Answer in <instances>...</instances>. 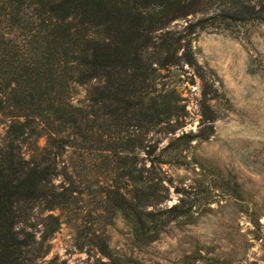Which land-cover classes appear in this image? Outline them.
Instances as JSON below:
<instances>
[{"label":"rangeland","instance_id":"rangeland-1","mask_svg":"<svg viewBox=\"0 0 264 264\" xmlns=\"http://www.w3.org/2000/svg\"><path fill=\"white\" fill-rule=\"evenodd\" d=\"M192 45L193 62L162 78L177 105L169 124L146 129L135 116L116 131H64L70 142L46 188L65 200L52 211L29 203L38 241L55 228L47 214L58 218L43 263L264 264V23L207 27ZM8 123L0 113V144ZM46 141L24 140L27 158ZM124 203L149 217L142 240Z\"/></svg>","mask_w":264,"mask_h":264},{"label":"trees","instance_id":"trees-1","mask_svg":"<svg viewBox=\"0 0 264 264\" xmlns=\"http://www.w3.org/2000/svg\"><path fill=\"white\" fill-rule=\"evenodd\" d=\"M252 22L264 23V0H0V113L9 121L0 144V264H45L42 242L58 218L47 214L55 228L38 241L29 203L52 211L65 200L46 188L70 142L64 131H116L135 116L146 129L169 124L177 105L162 78L193 62V35ZM42 134L44 152L36 147L27 158L24 140ZM124 204L142 240L149 217Z\"/></svg>","mask_w":264,"mask_h":264}]
</instances>
